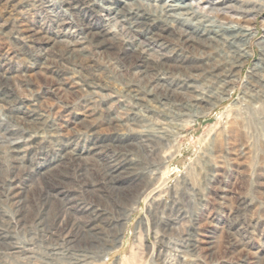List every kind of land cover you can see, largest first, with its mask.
<instances>
[{
  "label": "rangeland",
  "instance_id": "obj_1",
  "mask_svg": "<svg viewBox=\"0 0 264 264\" xmlns=\"http://www.w3.org/2000/svg\"><path fill=\"white\" fill-rule=\"evenodd\" d=\"M69 1L76 4L73 12L64 10L61 0H0V74L8 77L12 95L10 101L0 102V139L3 130H10L20 148L17 154L0 145V264H264V0H225L227 6L218 10L212 9L216 0H181L198 5L202 21L205 16L215 18V11L231 22L249 20V55L234 70L233 85L224 87L233 88L226 100L212 105L199 101L195 116L151 152L132 145L141 136L140 125L147 122L132 125L128 99L110 97L130 87L131 92L137 87L138 94L146 90V78L139 77L142 67L135 66L140 54L125 51L124 44L145 41L149 32L167 44L163 54L172 47L180 50L188 68L173 70L184 63L173 55L163 58L169 65L166 81L174 87L182 79L195 80L198 94L213 86L208 73L226 63L220 53L228 46L184 40L177 29L197 27L193 16L173 18L167 26L160 20L140 26L148 30L137 38L128 33L130 20L104 19L106 0ZM146 1L160 10L152 6L154 0L135 3ZM86 24L92 30L104 25L109 31L105 52L83 44L89 53L87 68L59 58V51L47 49L50 42L45 38L28 48L20 39L23 35L13 33L27 27L42 36L74 41ZM57 48L62 51L66 45L59 42ZM37 52H50L49 59L57 62L38 68ZM149 56L157 62L160 55L149 51ZM60 77L67 80L58 89L54 81ZM90 81L106 89L100 85L90 94ZM187 93L167 91L175 101L152 100L153 111L143 105L136 111L147 121L159 120L158 110H177L176 99ZM35 100L42 101L39 109L31 106ZM25 107L43 121L33 132L15 119L25 116ZM215 127L223 140L212 157L199 140L210 139ZM95 140L104 142L101 152L85 150ZM161 149L171 159L153 171ZM68 150L83 152L61 158ZM114 166H127L128 171L110 180ZM150 175L157 179L150 180ZM13 185L19 191L7 196Z\"/></svg>",
  "mask_w": 264,
  "mask_h": 264
},
{
  "label": "bare ground",
  "instance_id": "obj_2",
  "mask_svg": "<svg viewBox=\"0 0 264 264\" xmlns=\"http://www.w3.org/2000/svg\"><path fill=\"white\" fill-rule=\"evenodd\" d=\"M61 1H65V5L61 6V7H64V10H69L71 12L76 10V4L72 3L69 0H61ZM135 1H138V0H132L134 6H129L132 2L129 3L127 0H106V3H105L106 5L104 6L105 10H103L104 15H105L104 19L105 20L109 18L111 20L114 19L115 23H120V21H124L127 19L130 20V23L128 25V29H129L128 33L130 36L138 38L140 36H143L146 30H148V29L143 30L141 28L142 26L151 27L154 25V22H156L157 20H160L163 22L162 26H167L168 24L172 22L173 18L181 19V18H187V17L191 18L193 16V18H197L195 23H199L197 27H194L193 29L187 28V30L177 29L179 31V34H181L184 40L195 41L198 43H205V41L210 40L212 42H215L216 44L220 43L223 46H228L227 52L220 53L221 59H224L226 63L222 62V63L216 64L210 69V72L208 71L209 69L207 70L209 72L208 73L209 78L213 82L214 87L211 85L213 89L212 88L209 89V87H211L209 86L206 88V90L208 91L207 93L198 94L197 92L198 90L195 91L196 90L195 87L197 86L195 85V83H193L195 82V80L194 81L190 80V78H187L184 80L182 79V81L179 80L181 82H178V83L175 82L176 86L174 87L172 84L170 85L166 81V78H168L169 75L166 76L164 71L168 70L169 65L167 64L165 65L163 58L173 55L175 59L178 58L179 61L184 63L183 61L186 59L185 58L186 56L183 57L184 60H182V56H181L182 53L180 50H177L176 48L172 47L171 48L172 51L170 48H169L170 50L168 49L169 54H165V53L163 54L162 51L163 50L165 51L167 49V44L163 42L162 40H158L154 38V34L153 33L148 34L149 32H146L147 34L144 35L145 41L141 39L140 40L137 39V41L134 42L135 44L134 46L127 44V43L124 44L123 49L125 51H129L133 53L138 52L140 54L139 56H136V58L139 61V64L135 66L142 67V69L139 70L140 71L139 77L141 79L146 78L145 83L142 84V86L146 90L143 94H138L137 87L136 89L134 87L133 89L134 92H131L132 89L129 85L127 87L128 88L130 87V88L126 90L125 93L120 92L117 95L115 94V92H113L116 96H113L114 95L113 94V95H110V97H114L116 99L117 97L121 96V97H125L126 99H128V101L130 102V107L129 108L127 107L128 108L127 115L129 119L131 120L132 125L139 124L142 122H147L146 124L140 125L141 126V136H139V140L137 139L138 141L136 140V143L132 145H134L137 150H139L140 147L142 149L144 147L146 149L148 148L149 149L148 151L150 150L152 151L155 149V146L157 144H160L162 146V143L164 141H168L171 136V132L173 130L177 128H182V124H183L182 122H187V118H192L193 116H195V113L197 112L199 108V101L208 102V105H210L211 102H213L212 104H216V103H220L226 100L227 97L231 94V92L233 91V88H231L230 90V89H225L224 87L229 86L230 88V86L233 85L231 84V82L232 81L234 82L235 81L234 78L236 77L234 70L237 68L239 69L241 65L243 64V61H241V59H245L249 55V51L246 45H247V40L249 39V35H250L249 27H248L249 26L248 24L250 23H249V20L245 21L247 24H241L240 21L231 22L229 20H226V17L224 16V14L218 13L217 11H215L216 12L215 18H212V17L208 18V16L204 15L205 16L204 18H207V19L205 21H202V19H200L202 17V14L200 15V12H199L200 7H198V5L196 4L193 5V4H189L186 2L183 3L181 0H154V4L152 6L159 5L158 6L160 8V10L158 11L159 13L151 9L150 5L149 6L146 5L147 1L145 5H142V4L138 5L137 3H135ZM88 3H90L89 0H88ZM225 6H227L225 0H218V1L216 0L215 2H213L212 9L218 10L219 8H222ZM80 30L81 32L78 33L80 36L77 37V40H74V41L58 40L56 36L55 37L42 36L40 35V32L38 29H29L27 27H24V28L22 27L18 29L17 31L14 30L13 33H15V35H17V33L23 35L21 36L20 39L23 42H26V47L28 48L32 47L30 43H34L35 41L39 39L41 40L45 38L46 41L50 42V46H48L47 49L49 50L51 49L53 53L54 51H59L60 53L59 58L63 60H67V63H69L72 67L80 66V67L87 68L88 66L87 56L89 55V53L86 52L88 48L84 46L83 44L86 42L89 47L99 48L103 50L101 52L103 53L107 49L106 41L109 36L108 35L109 31L108 29L105 28L104 25L97 26L95 27L94 30H92L87 24L84 25L82 28H80ZM200 36H202V38L204 39H201ZM133 37L131 38L133 39ZM59 42L65 43L66 45L65 50H62V51L57 50L58 49L57 46ZM261 44H262L261 60H263L264 59V39L262 40ZM31 51H33V48ZM149 51H155L156 53L160 55L156 59L157 62H154L151 60V57L149 56ZM166 53H167V50H166ZM49 54L50 52H37L36 53L35 55L36 58L34 59V62L38 66V68H40V66L42 67L44 65H48V63L50 62L51 63L57 62L56 60H55L56 62L53 60H50ZM228 62H230L229 65L227 64ZM91 65L89 64V68H92ZM191 66L192 65H190L189 67ZM257 67L262 69L260 65H256L255 67V69L258 70ZM187 68H188V65L184 63V64H178V66H176V68H174L173 70H177V71L180 69L186 70ZM151 70L157 71L155 76L154 74L152 75V73L151 75H149V71ZM178 75L183 76V74H180V73H177V76ZM174 76H176V74ZM6 79H8V77L6 78L3 74H0V102H4V101L7 102L12 99V95L10 93L11 90L10 88H8L10 86L8 85V82ZM57 79L54 81V83L57 86H59L58 87L59 89L60 85L63 84L62 82H65L67 78L63 79V77L62 78L60 77ZM258 79L261 80V76L258 77ZM87 84L92 89V90L89 89L90 94L96 93L93 90L96 88H99V86L101 85L100 82L97 83L93 81H90L89 83L87 82ZM102 86H103V89H106L104 84L101 85V88ZM175 90L177 94H180V93L183 94L184 92L186 93L190 92V93L182 95L181 97L182 99H176L179 101L177 110H169L171 111L169 113L164 109L158 110L160 114L159 113L157 114L158 111H156L158 118H161L163 122L159 123V120L161 119L155 120V121H151V120L147 121L142 115H140V113L138 114V112L136 111L137 107L141 105H143L142 107L148 108L150 111L152 109L153 111L154 108H151V109L149 108L151 107L150 101L152 100H155L157 103H164V104L171 102L170 100L175 101V99H170V95L167 94V91L170 94H174ZM194 91L197 93L191 94ZM22 103L24 102L22 101ZM41 104H42L41 100H35L33 105L31 106H36V107L38 106V109H39ZM34 111H35L34 109H29L28 107H25V110L22 111V113L25 116L21 118L15 117L16 121L19 122L18 124L22 126L21 128L28 132H33L37 130L39 126L43 124V121L41 120V118L37 117L36 116L37 114L36 115L33 114ZM119 121L120 120L117 119L116 126H120ZM177 122H180V123H177ZM87 126L89 127V125H86L84 127L83 132L87 130L88 128ZM3 131H2L3 133H1L2 139H0V145L4 144L3 147H5L8 152H15L18 154L20 150L18 146L19 141L13 140L15 138H11L14 132H11L10 130H7V129ZM211 134H212V137L210 139H208V137L200 138L199 145L200 146L206 145L207 147L206 151L208 152L206 153V155L210 153L213 157V148L215 151H217L218 149L221 150L220 148L222 145L223 137H222L221 131L219 130V127H215L214 133L212 129ZM1 140H5L7 143L2 142ZM103 143H104L103 141L95 140L91 142L90 145L84 148L87 151L91 150L93 153H100L102 147H104ZM67 146L68 145H66V147ZM71 150L73 149L71 148ZM71 150L70 152L69 150L67 152L64 151V153L60 157L63 158L67 154L76 155L74 157H79V155H81L80 153L83 152L81 151V152L75 153L74 151H71ZM161 150H162L161 153L160 152L156 153L157 163L152 165L153 171L157 169L160 170V168L166 166V164L169 163L168 160L170 156L167 155L165 152L163 153V149ZM176 153L177 154L180 153V147L176 148ZM16 159H17V155H16ZM16 166L21 167V163L19 161L18 162L16 161ZM126 167L127 166H122L120 168V166H114V168H112L108 172V175L110 176V180H114V177L118 178L122 171L124 170L128 171ZM117 169H121V170H119L116 173L115 171ZM149 179L156 180L157 178L155 177V175H150ZM16 188L19 191L20 187H18L17 185L8 187L6 191L7 196L9 195L14 196V194L16 195V192L14 191Z\"/></svg>",
  "mask_w": 264,
  "mask_h": 264
}]
</instances>
